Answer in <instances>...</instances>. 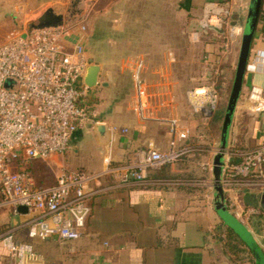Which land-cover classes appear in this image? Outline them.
Returning <instances> with one entry per match:
<instances>
[{"label":"crops","instance_id":"0c3cea01","mask_svg":"<svg viewBox=\"0 0 264 264\" xmlns=\"http://www.w3.org/2000/svg\"><path fill=\"white\" fill-rule=\"evenodd\" d=\"M85 1H90V5L81 18L86 24L81 38L87 60L100 68L98 85L92 89L94 111L107 124L108 131L106 140L100 142L94 129L82 127L73 135L71 144L87 135L104 153V164H123L149 144L166 149L171 138L170 126L175 125L177 129H190V137L179 144L193 148L185 154L186 160L167 166L165 174L174 180L147 177L144 184L121 185L104 175L91 181L89 188L96 193L90 200L91 210L78 239H33L28 237L25 227L14 228L15 238L33 246V255L26 264H238L224 246L218 227L222 220L213 207L212 158L221 125L218 131L217 126L206 127L201 120L197 124L194 120L183 122L184 114L178 104L191 86L179 85L174 70L178 62L182 69L188 66L193 49L197 61L207 58L202 61L208 68L201 73L203 76L218 69L233 73L249 0ZM30 2V7H35V0ZM38 4L35 15L24 13L15 27L27 29L36 25L37 18L49 7L41 0ZM8 30L0 29L3 37ZM223 34L229 35L232 47L230 57L225 59L220 51ZM257 50L264 51L262 17L253 35L250 57ZM124 82H128V93L113 102L115 89ZM252 87L264 95V72L249 65L230 126L229 147L235 145L238 134L244 146H256L264 132V113L248 109L247 95ZM132 88L135 106L127 98ZM109 125L126 127L127 131H113ZM206 128L214 138L211 145L204 147ZM190 174L191 180L187 177ZM243 189L238 193L228 189L224 193L230 205L239 198L238 206L250 212L248 222L250 215H262L260 224L249 222L247 226L241 222L264 250V211L260 208L264 189L260 191L259 206L243 203ZM9 210L10 217L18 220L11 227L27 218Z\"/></svg>","mask_w":264,"mask_h":264},{"label":"built area","instance_id":"2783aa9c","mask_svg":"<svg viewBox=\"0 0 264 264\" xmlns=\"http://www.w3.org/2000/svg\"><path fill=\"white\" fill-rule=\"evenodd\" d=\"M260 17L264 19V12ZM85 30L83 19H63L54 25L13 28L0 42V207L27 216L22 224L1 235L11 258L4 264H26L33 255L31 243L14 239V228L25 227L33 239H78L96 193L89 188L91 181L109 175L116 184H144L148 170L171 165L192 150L179 144L187 137L188 129L172 125L166 149L149 144L135 151L129 162H107L95 173L61 168L50 185L37 184L31 172L17 166L18 160L62 155L78 129H93L95 123L104 122L95 116L93 88L84 81L91 64L81 38ZM229 41L223 34L221 52L228 50ZM249 65L264 72V51H255ZM189 100L194 110L209 115L217 105L218 92L213 84L200 86L190 91ZM247 105L252 112L264 113V95L252 87ZM109 127L127 131L126 127ZM232 155L238 160H231ZM262 164L264 132L252 148L229 147L222 170L224 190L254 184L262 175L257 170ZM18 206H25L26 211L19 212Z\"/></svg>","mask_w":264,"mask_h":264},{"label":"rangeland","instance_id":"374dc122","mask_svg":"<svg viewBox=\"0 0 264 264\" xmlns=\"http://www.w3.org/2000/svg\"><path fill=\"white\" fill-rule=\"evenodd\" d=\"M29 1L30 0H0V29L9 28L8 31H10L13 28H17V26L15 27V24L17 23L16 20L21 19V17L25 15L24 13H27V15H30V17H33L35 13L37 12L36 7H38L39 5L38 4L39 0H35V5H34L35 7L33 8L30 7L31 2L29 3ZM41 2H43L46 6L52 7L54 11L60 12L63 15V17L64 16L67 17L68 15L67 7L69 4V0H41ZM176 15H178L177 12H175V16ZM227 34H228V31H227ZM5 36L3 37V34L0 33V42H2L5 39ZM228 39H229V35H228ZM228 47L229 48L225 53L222 52L223 59L229 58L231 55L232 47H231L230 41H229ZM190 52H191V55L189 56L190 63L188 64V66L186 67L184 66V68L182 69L181 65L178 62V65L175 66V70H174L175 80L178 81L179 85L181 86L190 85L191 86L188 89H186V94L185 96H183L184 99L182 97V101L178 105L179 106L181 105L180 108H182L180 113L184 114L183 122L188 124L189 122H193L194 120L195 124H197L199 120H201V121H204L207 127L209 126V123L212 120V117L215 111L221 106H223V108L225 107V103H226L229 90H230V86H231V82H232L233 73L231 71L230 74L223 75L225 87L223 86L222 90L218 89L216 77L215 76L212 77V76L213 74H219L220 69H218V71L213 74L211 73V74L203 76L201 73L208 71V68L202 62L203 60H206V56L204 58L202 57L201 62H200V61H197L198 56L196 54V51H193V49H191ZM177 59L179 61L180 58L178 57ZM185 68H187L189 71H186L187 69ZM211 84H213L217 89L218 102H217L215 109L209 115H204L203 112L196 111L193 109V107L191 106L189 102L190 101L189 93L194 88L205 86V85H211ZM108 93H109L108 90L105 91L104 93V95L106 94L105 97H108ZM134 96L135 95H134V91L132 88L130 95L127 98H128V102H130V104H132L133 106H135V103L137 102ZM183 128H186V127H183ZM189 130L190 129H188V134H187L186 139L190 137ZM207 130L208 129L206 128V131ZM215 132L217 133V131ZM213 138L214 137L211 136L209 132H206V137L204 138V143H205L204 147L212 143ZM216 140L214 139V143L216 142ZM204 147L202 149H204ZM231 147H234V146H231ZM103 158H104V153L103 152L101 153L100 150L95 145V143L93 142V140L86 135L85 137H82L81 139H78L76 141L73 140L72 144L70 142L68 145L67 151L63 153L62 155L53 154L44 160H34L30 164V166L32 168V172H33V175H34V178L37 184L50 185L54 183L55 176L57 173H59L61 168L69 169V170H78L83 173H87V172L95 173V172L101 171L105 166ZM261 174L262 175H260L256 179L257 181L254 184L250 185V188H248L249 191L251 192L263 191L264 172L261 171ZM243 188L244 186H236L235 188H232V189H235V191H237L238 193V190H241ZM224 195H225V199H227L225 193ZM238 200L239 198H237L235 202L231 201L233 205H230L228 201H225V202L227 206H230L235 216L240 221H242L245 225L248 226L249 222L247 219L248 218L247 213H250V212L247 209L242 208V206L241 207L238 206ZM259 205L260 203L256 204V206H259ZM10 216L11 215H10L9 208H0V262L3 261L1 264H4L9 259H11L9 250L6 247V245H4L2 238H1L2 233L10 229L12 224H15L18 221V220L14 221ZM256 236L258 239H261L259 235H256ZM14 239L16 240L17 238H14Z\"/></svg>","mask_w":264,"mask_h":264},{"label":"water","instance_id":"95a60500","mask_svg":"<svg viewBox=\"0 0 264 264\" xmlns=\"http://www.w3.org/2000/svg\"><path fill=\"white\" fill-rule=\"evenodd\" d=\"M262 0H249L246 15L240 36V42L235 61V67L232 76V82L229 94L225 103L219 142L212 158V175L214 188L213 207L219 218L225 225L230 227L238 238L247 246L253 255L255 264H264V250L261 248L251 231L235 216L226 205L224 188L222 184V170L224 164V156L228 152L229 131L234 116L235 108L241 94L245 73L250 57V50L253 35L257 26V22L261 15ZM90 1L85 0H69L67 7V18L76 21L80 20L87 13ZM63 20L61 13H56L52 7H47L45 11L37 18L36 26H48L60 23ZM99 66L90 64L87 66L84 81L88 87H96L98 85ZM93 129L98 136L100 142L106 140L108 126L104 122H97ZM264 196V195H263ZM19 212H25V206H18Z\"/></svg>","mask_w":264,"mask_h":264},{"label":"trees","instance_id":"16d2710c","mask_svg":"<svg viewBox=\"0 0 264 264\" xmlns=\"http://www.w3.org/2000/svg\"><path fill=\"white\" fill-rule=\"evenodd\" d=\"M224 74L225 73L223 71V72H220L219 74H213V76H212V77H214V76L216 77L217 88L221 89V90H222V87L224 86V77H223ZM128 91H129L128 82L122 83V86L117 87L115 89V96H114L113 102L119 101L120 98L124 97L125 94L128 93ZM223 111H224L223 106L218 108L215 111V113L212 117V120L209 123V125L211 127H213V125L217 126L218 131H219V128L221 125ZM206 132H208V130ZM251 147H254V146H248V147L244 146L241 134L237 135V141H236L233 148L245 149V148H251ZM186 159H187L186 155L184 154L176 162L179 163V162H182ZM34 160H40V159H34ZM34 160H30V161L18 160L17 166H23L26 168L27 171H29L33 174L30 164ZM231 160L237 161L238 157L232 155ZM263 165L264 164H262L257 170L262 171ZM167 166L168 165H164V166H161L160 168L150 169L151 172L148 171L149 173H147V177L150 179H153V180H163V179H167L165 181L171 180L172 177L165 174V170H166ZM190 175L191 176H187V177L190 178V180H191L193 178V176H192V174H190ZM172 180H174V179H172ZM243 191L244 192L242 195V201L245 205L254 206L256 203L261 204V201H262V198L260 197L261 192H251V191H248V188H244ZM226 201H228V200L226 199ZM227 208H230V207L227 206ZM260 208H261V212L264 211V203L261 204ZM261 219H262V215H259V214H257V215L253 214V215L249 216V222L250 223L258 222L260 224ZM218 227L220 229V235H221V238L223 240L224 246L227 249V251L230 253L231 257H233V259H235L238 264H255L252 253L247 248V246L238 238V236L233 232V230L230 227H228L227 225H225L222 221L220 222Z\"/></svg>","mask_w":264,"mask_h":264}]
</instances>
